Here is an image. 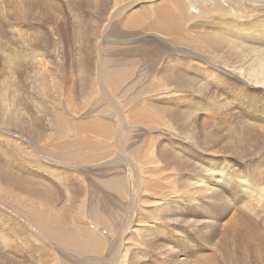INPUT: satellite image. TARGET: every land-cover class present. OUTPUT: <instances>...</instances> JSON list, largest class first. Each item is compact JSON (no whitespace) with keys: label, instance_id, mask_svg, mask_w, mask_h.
<instances>
[{"label":"rangeland","instance_id":"rangeland-1","mask_svg":"<svg viewBox=\"0 0 264 264\" xmlns=\"http://www.w3.org/2000/svg\"><path fill=\"white\" fill-rule=\"evenodd\" d=\"M263 11L0 0V264H264Z\"/></svg>","mask_w":264,"mask_h":264},{"label":"bare ground","instance_id":"bare-ground-1","mask_svg":"<svg viewBox=\"0 0 264 264\" xmlns=\"http://www.w3.org/2000/svg\"><path fill=\"white\" fill-rule=\"evenodd\" d=\"M155 1H158V0H155ZM128 7V6H127ZM128 8H130V7H128ZM123 10V9H122ZM126 10H128V9H126ZM130 10V9H129ZM145 10V9H144ZM260 12H262V10H259ZM127 12V11H126ZM264 12V11H263ZM124 13V12H123ZM128 14V13H127ZM162 12L160 13V16H162ZM146 15H147V10H145V11H139V9H137L136 11H134L133 13H130L127 17V19H125V25H129V24H131L132 22H139V21H141V20H143V19H145V17H146ZM259 19H261V17H258ZM188 19L189 20H191L192 18L191 17H188ZM119 21V20H118ZM124 24V23H123ZM230 26H232V27H235V25H233V24H229ZM159 28H160V30L159 31H162L163 33H168V34H174V33H176V34H179L178 32V28H175V29H173V28H171V27H169V26H167V25H165V24H163V25H161V26H159ZM176 31V32H175ZM256 31L258 32V33H260V35L261 36H263V33L261 32V29H260V27H257V29H256ZM162 32H160V33H162ZM238 35V32H234V34H233V36L234 37H236ZM24 40V39H23ZM255 66H256V68H255V70L254 71H251V72H249L248 73V82H250V81H253V79H251V78H254V83L256 84H258V83H263L264 84V59H262L261 57H257V61H256V64H255ZM224 70V69H223ZM218 77V76H217ZM250 80V81H249ZM251 84V83H250ZM249 84V85H250ZM260 85V84H259ZM37 104V103H36ZM1 147V146H0ZM253 171H254V169H253ZM259 171V170H258ZM259 172H261V171H259ZM46 175V174H45ZM9 180H10V178H9ZM7 180V183L8 184H13V182H12V180ZM12 186H14L13 188H16L17 189V191H19V192H22V193H27V194H31V190L28 188V189H26L25 187H23V185H21V184H13ZM49 190V189H48ZM36 191V190H35ZM42 195H44V192L42 193ZM48 196V195H47ZM39 198V197H38ZM43 198V197H42ZM47 198V197H46ZM46 201V200H45ZM44 204V203H43ZM30 211V210H29ZM68 214V213H67ZM26 215V214H25ZM28 215V214H27ZM68 215H70V214H68ZM76 215V214H75ZM155 215V214H154ZM71 216V215H70ZM80 217V216H79ZM31 218V217H30ZM24 219V218H23ZM59 220V223L60 224H62L63 222H64V224L66 225V223H65V221H63V219L62 218H59L58 219ZM62 220V221H61ZM70 222V221H69ZM37 224H39V223H37ZM45 224V223H44ZM69 225V224H68ZM41 227V226H43V224H41L40 223V225H38V227ZM48 226V225H47ZM36 228V227H35ZM44 228V227H43ZM42 228V229H43ZM41 229V228H40ZM44 229H46V228H44ZM38 231H40V230H38ZM138 231V230H137ZM48 233V232H47ZM48 235H49V233H48ZM34 236V235H33ZM53 237V236H52ZM55 237V236H54ZM5 239V238H4ZM60 239V238H59ZM118 239V238H117ZM136 242V241H135ZM126 249V248H125Z\"/></svg>","mask_w":264,"mask_h":264},{"label":"crops","instance_id":"crops-1","mask_svg":"<svg viewBox=\"0 0 264 264\" xmlns=\"http://www.w3.org/2000/svg\"><path fill=\"white\" fill-rule=\"evenodd\" d=\"M91 134V133H90ZM87 138H89V139H92V137L91 136H89V137H87ZM83 141H84V139H83ZM84 147H87V146H89V145H86V144H82Z\"/></svg>","mask_w":264,"mask_h":264}]
</instances>
